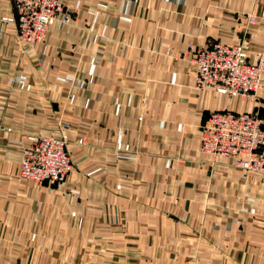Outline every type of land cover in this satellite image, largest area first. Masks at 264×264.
<instances>
[{"label": "crops", "instance_id": "crops-1", "mask_svg": "<svg viewBox=\"0 0 264 264\" xmlns=\"http://www.w3.org/2000/svg\"><path fill=\"white\" fill-rule=\"evenodd\" d=\"M60 2L71 22L26 47L0 0V264H264V176L199 150L209 113L264 117V77L255 100L196 89L190 50L264 54V0ZM57 132L65 185L21 178Z\"/></svg>", "mask_w": 264, "mask_h": 264}, {"label": "built area", "instance_id": "built-area-1", "mask_svg": "<svg viewBox=\"0 0 264 264\" xmlns=\"http://www.w3.org/2000/svg\"><path fill=\"white\" fill-rule=\"evenodd\" d=\"M11 2L15 17H4L3 21L17 24L18 38L26 47L43 44L48 28L59 18L62 23L71 22L60 0ZM246 19L250 24H256L264 18L259 15ZM190 50L193 52L196 89L256 99L264 77L261 52H252L243 42H216ZM232 127H238L240 131ZM0 131L4 130L0 128ZM199 150L210 156L228 157L235 168L264 175V118L257 112H211L201 126ZM71 171L72 163L61 132L56 136H35L22 151L19 175L23 179L59 188L65 185Z\"/></svg>", "mask_w": 264, "mask_h": 264}, {"label": "rangeland", "instance_id": "rangeland-1", "mask_svg": "<svg viewBox=\"0 0 264 264\" xmlns=\"http://www.w3.org/2000/svg\"><path fill=\"white\" fill-rule=\"evenodd\" d=\"M228 158V157H226ZM235 167V166H234ZM243 170V169H241ZM246 171V170H245ZM250 172V171H249ZM259 174V173H258ZM261 175V174H260ZM264 176V175H263ZM96 253V252H95ZM159 252L158 251H152V252H146L147 255H142L140 254V252H137V253H134V254H131V258L135 259V258H140L142 259L141 261L144 260V262L146 261L147 263H143V264H155V263H159V259L160 257H158V254ZM163 254L165 253H169V252H162ZM161 255V254H160ZM162 256V255H161ZM158 257V258H157Z\"/></svg>", "mask_w": 264, "mask_h": 264}, {"label": "bare ground", "instance_id": "bare-ground-1", "mask_svg": "<svg viewBox=\"0 0 264 264\" xmlns=\"http://www.w3.org/2000/svg\"><path fill=\"white\" fill-rule=\"evenodd\" d=\"M263 54V53H262ZM261 54V55H262ZM264 55V54H263ZM262 55V56H263ZM231 129H234V130H237V131H240V128H238V127H232ZM253 140H255L256 139V136L253 134V138H252Z\"/></svg>", "mask_w": 264, "mask_h": 264}, {"label": "trees", "instance_id": "trees-1", "mask_svg": "<svg viewBox=\"0 0 264 264\" xmlns=\"http://www.w3.org/2000/svg\"><path fill=\"white\" fill-rule=\"evenodd\" d=\"M262 117V116H261ZM264 118V117H263Z\"/></svg>", "mask_w": 264, "mask_h": 264}]
</instances>
